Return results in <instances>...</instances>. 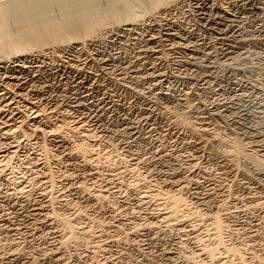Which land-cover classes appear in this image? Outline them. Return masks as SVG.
Returning a JSON list of instances; mask_svg holds the SVG:
<instances>
[{"label":"rangeland","instance_id":"rangeland-1","mask_svg":"<svg viewBox=\"0 0 264 264\" xmlns=\"http://www.w3.org/2000/svg\"><path fill=\"white\" fill-rule=\"evenodd\" d=\"M218 1L221 0H214V2ZM94 3V6H96L98 10H106V8H108V5L110 4V0H94ZM188 4L189 5L186 8V12H188L187 14L184 13V11L179 13L177 11H174L173 13H171L172 16L171 14L170 17L169 15H166V19H171V17H183L184 23L188 24V28L194 31L197 30L196 32L198 33H200L201 31L203 33L205 29L203 28V26H201V21H199L201 19V15H199L198 12L194 11L191 3ZM52 14L55 16V18L60 17L56 9L53 10ZM12 23L8 22L9 25L11 24L10 28L7 24L8 31L10 32H14L15 30V25H12ZM164 25L165 24H163V26H160L161 28L155 26L146 28L145 26H143L144 29L143 27H140L138 30H136V32L138 31L137 33H135L136 36H122L121 38H118V40L117 37L116 39L114 37H110L111 39L109 38L105 42H94V44L85 45L88 48H86L85 46L83 47V45H70L71 47H69L71 49L67 47V49H65V55H63V58L60 59L59 57L52 59V55H48L50 49L47 50L48 54L40 57L36 56L37 52L28 53L27 55H23L21 57L23 58V61L25 60V64L30 67L28 68L29 70H25V72L20 71L19 74L5 80V82H11V84H13L14 86L13 89L15 88L16 90L14 89V92H10L7 95L4 92L5 101L3 100L4 102L0 103V121L3 120V118H6V116L8 117L11 115L12 117L19 118L21 117V115H24L25 117H29V119L32 120V123L36 125V127L48 130L51 124L61 125L60 121L63 120H67V122L63 124L62 128L67 125L69 127H73V121H75V123H79L81 120H85V118L87 117L92 118L95 113H99L97 118L95 117L96 120L92 119L89 124L84 122V124L88 125V128L86 127V129L91 130V133L95 134L98 137V140L96 139V137L93 139L94 141L91 144V147L93 146L92 149L98 150L99 152H101V155H104L101 156V164L94 170L95 176L93 180L88 178V176L84 174V171L82 169L81 171L77 166H75L76 163L73 159L62 161V163H59L55 160L49 161L47 164L48 167L42 171L40 166L42 165L44 158L40 147L36 145V141L39 138H42L40 135V137L38 136L40 131H38V133H33L31 129L22 128L15 134V136L11 137V135L7 133V126H4L0 122V166L2 167L0 169H4L3 175L0 177V207L2 206L4 208L3 209L1 207L0 209V225H2L4 222L7 224H13V226L18 225L20 227L18 232L20 234L18 232H14L15 243L18 246L21 243L20 248L24 247V253H26V256H29V258H32L31 254L33 255V257L37 256L35 259H33L39 264H49L50 262V264H59V262H57L56 260H50V258H47L46 260V258L44 257L43 259L41 258L42 256H40V254L42 252L46 251L45 253L50 255L52 254L51 250H53L54 252H59V254L63 255V260H66L62 261L63 264H196L198 261L201 262H198L199 264H208V261H206L204 258L196 259L195 262L193 261V259H191V257L193 256V254H195V252H198L197 250L199 248V244L194 238L195 234H199L198 236H201L202 238L206 237L207 235V237L203 239L206 244L208 241H210L208 242V244H211V242L214 243V241L210 239L208 235V233H210L208 232V230L210 229L208 227L210 222L202 224H191L196 227L195 229L197 231L192 229L191 226L187 225V229L182 228L181 226V228H177L179 231L175 228L171 233L159 232L160 235L157 233L159 237L157 235L153 237L151 236L152 238L148 237V235L144 231H142V233L139 234L138 237H134L132 235V232H134L136 228L141 229L142 227H145V224L148 223L147 220L151 216L152 212H156L157 208H155V206L158 202L157 200H153L150 197L151 195H153L152 192L154 191V189L156 190L157 188H159L171 194L174 192V190H176L175 186L178 183L187 184V188H185V190H187H184L182 193V197L185 198L184 200H189L188 203H190V205L193 203V205L191 206L197 207L196 209L201 210V212H203L204 214L210 215L211 213L215 212V205L217 204V202H224L223 204L226 206L229 203L227 208L230 210L231 215L228 217L229 220L227 218L226 220L229 221V224L232 223L230 224L232 227L230 226L231 232L229 231L228 233L225 232L223 234L225 243H232V245H237L238 241H244V243H248L249 241L248 245H250H246L248 249L247 253L250 252L249 254H247V257H250V255L252 256L254 253L260 258L264 257V208L258 211L259 214L257 213V211L255 212V210L245 211V214L243 212H240V209H243V207L245 206V197L249 193L246 188L247 181L248 186L250 187L251 185L249 189L252 192L259 193L261 191L264 195V172H262L264 171V164L260 162V160L264 161V159L261 157V159H258L257 161L254 160V162L256 161V164L257 162L258 164L260 163L259 166L258 164L256 166L255 163L252 162L253 159H251L250 161V157H248L251 154L252 149L258 146V141L260 140L262 135L264 137V113L262 114V111L264 110V47L263 49H253V47H251L252 52L250 55H248L249 58H247L246 60H240V62L238 63H231L234 67L228 60H225L221 57L220 59L219 57H215L213 59V62L211 61L208 63L207 61H204L202 59H196V61H192V58H190L192 57L191 51H189V49H184V47L181 46L183 42L182 40L179 41L178 39H171V37L164 36L167 32ZM153 28L155 31L153 30ZM173 29L180 30L179 28ZM142 31H145L146 33H143ZM149 32L151 34H155L157 41L155 44L148 46L149 49L146 48L147 45L143 41L133 42V39L139 38L141 34L142 36L140 38H145L151 35ZM166 40L170 41L167 42ZM175 40L177 41L175 42ZM184 40L187 43L188 37H184ZM155 45L156 47H160L152 49ZM161 47L165 50H163ZM156 56L158 57L156 58ZM108 59V65H111V68L108 65V67H105V62H102ZM139 59L141 60V62L138 61ZM181 60H183L184 62ZM197 61H199L201 67L199 66V63ZM214 61L220 62H216V64ZM190 62L192 63V65L189 64ZM112 65H115V67ZM77 67L79 69H76ZM124 67H126V69L128 68L127 71ZM108 69L112 72L114 70L115 74L118 73L124 76V80L119 84L118 81L116 83V75L113 76L111 74L112 72ZM153 69L155 72L152 71ZM211 70L213 72H211ZM108 72H110V74ZM157 72L161 73L158 74ZM149 73L152 74L147 75ZM217 74L220 75L215 78L214 75L216 76ZM230 75L232 77H230ZM76 78H83L86 81L84 87L90 86L93 88L91 89L94 99L90 101L95 102L93 107L86 105V107L82 106L79 110L73 107L77 103L76 101L80 100V91L82 90L80 89V91H75L76 95L71 91V87L75 86L74 82ZM204 78L207 80H205ZM213 79H216L217 81L215 80V82ZM244 85H246V87ZM165 92H169L171 95L174 94L173 96L178 99H188L191 110L192 108L193 111L199 110L198 119L191 118L192 120L189 119V121L191 120L190 122H193L196 129L199 130L197 132V142L199 143L200 141L199 147L201 148L198 149L191 145L183 146L180 143V140L175 136V134H173V132H175V129H173V131L172 129L167 130V125H169V122L172 120L175 121L176 119L174 118V114H171L169 112L165 113L163 110L167 102V100L165 99L167 94ZM150 94L153 96H151ZM109 102H111V106H113L112 109L114 108L113 111L111 109L109 110V112H102V109H104L103 105ZM217 103L220 104L219 108L217 107L219 105ZM243 108L249 110L251 109V112H248V116L246 115L247 117L243 115L246 112ZM224 109L225 112H223ZM226 109L229 110L227 112L228 114L226 113ZM253 110L258 112H255L256 114H259V111L261 110L259 115L260 118L257 117V120L255 121L252 116L254 113ZM41 111H44V113L42 114ZM163 112L164 114H162ZM233 113L235 115L237 114V117H235ZM38 114L40 115V117H36ZM44 114H47V116H41ZM230 116L232 117V119ZM89 119H87L86 121H89ZM49 122L51 123L48 127L46 123ZM123 125L125 127H123ZM127 125L130 126H128L129 129H127ZM122 127L125 132H123L124 130L122 129ZM204 128L210 132H212L213 130L219 132V137L221 139L223 138V141L225 139V141L228 142V140L231 139L229 140V142H231L234 139L236 145L239 144L238 148L241 147L242 150H244L242 151L239 148L240 152H246L245 154L241 152L243 154V157L242 155L241 157L240 155L236 157L235 161L240 164L239 169H241L237 174L238 178L236 177V181L233 176L234 174L230 171V168H227L226 162L223 161V158L221 156L222 154L218 150L221 147V144H219V142H216V144L211 143L209 136L202 132ZM80 135H83V133L81 132L79 136ZM100 140L101 142H99ZM195 140L193 139V141ZM207 140H209V142ZM47 143L48 148L50 150L53 149V151L55 150L56 152V146L52 144L50 140H48ZM163 146L165 147V149ZM11 147L17 149L16 152L18 153V155L15 154L13 156L11 167L3 168L4 164L6 163L3 157L7 154V151L10 150ZM114 147H117L119 151L117 152ZM160 147H163L164 150ZM156 149H159V151L157 152L158 154L155 153L157 158L154 155V152L157 151ZM244 156H247L248 158ZM123 157L125 158V161L123 160ZM246 158L249 160H247ZM106 159L110 161H106ZM196 164H198V166ZM13 166L16 167L15 169L18 171L17 173L12 174ZM192 166L195 169L192 168ZM135 167H137L138 169H136ZM128 169H130V171H128ZM49 172L51 174L54 172L53 175L55 176L51 175ZM240 172H242V174ZM185 175L188 179L184 178L186 177ZM23 176L25 177V182L28 181L26 183H30L29 186L31 188L29 187L27 189H30L32 197L31 199L29 198V202L24 203V206L26 207H24L22 213L26 214V212H24L25 208L26 211H29V213L31 209L43 208L44 213L46 211L45 214L49 213L48 215L52 216L54 212L51 208L52 204L55 206L54 208H56V205H63L62 207L66 208L70 206L68 208L67 214L69 216L72 215V218L74 216V221L76 220L77 223L80 220V223H78L79 225L75 224L79 226L78 228L80 237L84 236L86 231H92L94 229L93 234L96 237L93 236L94 238L92 239V237H89L88 233H86L85 235H87L90 240L94 241L95 248L90 247L88 249L85 247H70L64 249L63 251H60V249L58 248L59 240H57V237L55 236L58 235L57 232L59 231L56 226L54 229V225H52L51 227H47L45 224L42 225L41 223H39V225H41L37 226L39 230L30 226L32 229L31 230L29 229V226L27 227V222L20 223V220L22 219L20 216V212H16L11 208L13 203L11 200V202L7 200L6 196L13 190L12 187L15 188L13 180H22ZM52 176L57 180L52 179L51 181H49ZM6 178H8V180ZM146 178H148V180ZM189 180L192 181L190 182ZM238 181L241 183H239ZM50 182H52L53 185L55 184L54 182H56L55 187L52 185L54 188L50 187ZM79 185H84L86 187H84L82 191L79 190ZM86 190H88L89 192ZM87 193H90V195L94 194V197H97V194L99 196L101 195L100 201L98 202L102 201V203H98L94 199V197L92 198L93 195L90 196ZM41 194H44L45 197L41 196ZM229 194L230 197L228 196ZM106 195L109 198L106 199ZM213 195L215 196L213 197ZM53 200L56 204L53 202ZM50 202L52 203L51 205ZM241 203H244L243 206ZM235 204L239 205L236 206ZM71 206H74L75 208H77V210L74 207L72 209ZM202 206H205L206 208L203 209ZM236 208H238L239 210H237ZM18 209H20V207L17 208V210ZM210 209L212 211H210ZM74 212H77V215L78 213H81L82 218L78 217L79 215L75 216L76 214ZM90 225L93 226V228H91ZM118 227L120 229H118ZM101 228H103V230ZM235 229L237 232L235 231ZM80 230L82 232H85L82 233ZM0 235L3 237L2 238L0 236V239H6L3 234ZM125 235H127L129 238ZM238 236H240L239 238L241 239H238ZM25 238L28 240H26ZM124 240H127V242ZM24 241L28 242H26V244H22ZM49 246L53 249H50ZM37 248L40 251H38ZM27 249L30 250L28 251ZM253 249L254 251H252ZM91 255L94 256L92 257ZM203 259L205 260L204 263H202Z\"/></svg>","mask_w":264,"mask_h":264},{"label":"bare ground","instance_id":"bare-ground-1","mask_svg":"<svg viewBox=\"0 0 264 264\" xmlns=\"http://www.w3.org/2000/svg\"><path fill=\"white\" fill-rule=\"evenodd\" d=\"M188 3H191L192 4L191 6L194 9V11L198 12L199 15H201V17H200L201 19L199 21H201V24H202L201 26H203V28L205 29V31L203 33H202V31L200 33H198V32H196L197 30L194 31V30H191L190 28H188V24H185L184 23L183 17H180V18L179 17L178 18L177 17H174V18L171 17V19L170 18L169 19L168 18L166 19V15H169V17H170V14L173 13L174 11H177L178 13L184 11V13L187 14L188 12H186V8L189 5ZM94 4H95L94 3V0H8V1L0 0V103H3L5 101V94L7 95L10 92H14V89H15V88L13 89L14 86H13V84H11V82H5V80L8 79V78H10V77H13V76L19 74L20 71H24L25 72V70L27 71V70H29L28 68H30L29 66H27L25 64L26 62H24L25 60L23 61V58L21 56L27 55L28 53L37 52L36 56L37 57H40V56H43L45 54H48L47 53V50L50 49V52H49L48 55L51 54L52 55L51 56L52 59H55V58H58V57L60 59V58H63V55H65L64 53L66 52L65 49H67V47H69L70 45H83V47H84L85 45H88V44H94V42L95 43L96 42H105L110 37L111 38L114 37L115 39L117 37V40H118V38H121L122 36H128V37L130 36L131 37V36H134L135 33L138 32V31L136 32V30H138L140 27H143V26H145L146 28L147 27L148 28H151V26L160 27V26H163V24H165L164 26H165V30L167 32L165 33L164 36L171 37V39L172 38L178 39L179 41L182 40L183 41L182 42V45L181 44H179V45H181L182 47H184V49H189V51H191L192 57H190V56L189 57L192 58V61H194V60L196 61V59H202L204 61H207V63H208V62H211V61L213 62V59L215 57H219V59L221 57V58H224L225 60H228L230 62V64L231 63H234V62L238 63V62H240V60H246L247 58H249L248 55H250L251 52H252L251 51L252 50L251 47H253V49H257V48L263 49V47H264V0H221V1H218V2H214V0H110V4L108 5V8H106V10H98L96 8V6H94ZM55 9L59 13V16L60 17H58V18H55V16L52 14L53 13V10H55ZM193 9H192V11H193ZM200 12H201V14H200ZM171 16H172V14H171ZM192 18H194V17H192ZM190 20H192V19H190ZM185 21H187V20H185ZM8 22L9 23H12V25H15L14 26L15 27L14 28L15 30L13 29L14 32L13 31H11V32L8 31V25H9ZM10 25H9V28H10ZM173 28H179L180 30H174ZM195 28H197V27H195ZM143 29H144V27H143ZM153 30H154V28H153ZM157 33H158V31H157ZM141 36H142V34H141ZM140 37L137 38V39H135L133 37L134 38L133 39V42H137V41H141L142 42L143 41L147 45L146 48H148V46H151V45H153V44H155L157 42L156 41L155 34H151V35H149V36H147L145 38H143V37L140 38ZM184 37H188L187 43L184 40ZM168 41H170V40H168ZM176 41L177 40H175V42ZM140 46H141V44H140ZM177 46H178V44H177ZM92 47H94V46H92ZM158 47H160V46H158ZM158 47H156V45H155L153 48L152 47L151 48L152 49H155V48H158ZM171 47H172V45H171ZM86 48H88V47H86ZM144 49H145V47H144ZM162 49L165 50L164 48H162ZM73 51H74V49H73ZM180 51H181V49H180ZM180 51H178V52H180ZM184 52H186V51H184ZM263 53H264V49H263ZM138 56H134V57H138ZM182 56H183V54H182ZM157 57L158 56H156V58ZM182 58H184V57H182ZM103 60H105V59H103ZM217 60H218V58H217ZM108 61H109V59L106 60V61H102V62H105L104 63L105 67L108 65V63H109ZM138 61L141 62L140 59ZM181 61H183V60H181ZM220 61H218V62H220ZM102 62H100V63H102ZM187 62H185V63H187ZM197 62L199 63V61H197ZM128 63H130V62H128ZM149 64H152V63H149ZM189 64L192 65L191 62ZM112 66L115 67V65H112ZM131 66H133V65H131ZM199 66L201 67V64L200 63H199ZM209 66H210V64H209ZM215 66H217V65H215ZM109 67L111 68V65ZM225 67H226V65H225ZM31 68H32V66H31ZM124 68L127 71L128 68L127 69H126V67H124ZM124 68H123V70H124ZM147 68H148V65H147ZM216 68H218V67H216ZM76 69H79V68L77 67ZM154 69L152 70L153 72H155ZM156 70H157V68H156ZM227 70H229V69H227ZM3 71H4V73H3ZM109 71H111V70H109ZM211 72H213V71L211 70ZM230 72H231V69H230ZM108 73L110 74V72H108ZM160 73H158V74H160ZM8 74H10L11 76L8 75ZM111 74L113 76L116 75L115 79H116V83L118 81V84L120 82H122L124 80V78H125L124 76H122V75H120L118 73L115 74V71L114 70H113V72ZM151 74L152 73H149L147 75H151ZM232 74H234V73H232ZM205 75H208V74H205ZM219 75L220 74H217L216 76L214 75V77L217 78ZM230 77H232V76L230 75ZM14 78H16V77H14ZM205 80H207V79H205ZM84 84H86V81L83 78L82 79L81 78H79V79L76 78V80L74 82V85L75 86L74 87L73 86L71 87L72 90L70 89L75 95H76V92L75 91H78V90L80 91V89H82L80 91L81 92L80 93V95H81L80 96V100L79 101H76L77 103L73 106L74 108H76L78 110L82 106H85L86 107V105H89V106L93 107V105L95 103V102H90L91 100L94 99L93 93H92V89L93 88L90 87V86L84 87ZM244 86L246 87V85H244ZM4 92H5V94H4ZM24 93H22V94H24ZM19 94H21V93H19ZM166 94H164V95H166V98L165 99L167 100V102H166V105L163 108V110H164L165 113L166 112H169L171 114H174L175 116L174 115L173 116L176 119L175 121L171 119L172 121H170V122H172V123H170L168 121L169 122V125L166 124L168 126L167 127L168 129L167 130L172 129V131H173V129H175V132H173V134H175V136L180 140V143L183 146L184 145H191V146L196 147L198 149L201 148V147H199L200 141H199V143L197 142L198 141L197 140V136H198V133L197 132L199 130L196 129V127H195V125H194L193 122H190L192 119H198V115H199V112L198 111L199 110H196L195 109L196 111H193V108L191 110V107H190V105L188 103L189 100L186 99V98L178 99L175 96H173L174 94L171 95L169 92L166 93ZM151 96H153V95H151ZM159 97H160V95H159ZM75 98H74V100H75ZM161 99H163V98H161ZM217 104H219V103H217ZM103 106H104L103 107L104 109H102V112H109V110H111L112 107H113V106H111V102L105 103ZM0 107H1V105H0ZM217 107L219 108L220 107V104ZM113 109H112V111H113ZM243 109H245L244 111H246L245 114H243V115H245V116L247 115L248 116V114H249L248 112H251V109L250 110L249 109H246V108H243ZM239 110H236V111H239ZM228 111L229 110H227L226 113ZM260 111H259V114H256L255 112H257V111H254V113L252 115L254 121L257 120V117H259ZM263 111H262V114L264 113ZM41 112H42V114L44 113V111H41ZM164 112L162 114H164ZM223 112H225V109H224ZM223 112H222V114H223ZM242 113H243V111H242ZM233 114H229V115H233ZM98 115H99V113H95V115L92 118L87 117V118H85V120L83 119L79 123H77V122L75 123V121L72 120L73 123H74L73 127H69L67 125L64 128H62L63 124L65 122H67V120H65V121L63 120V121H60L61 125H52L51 124V126H50V128H48V130L47 129L40 128V127H36V125L34 123H32V120H30L29 117H25L24 115H21V117H19V118L12 117L11 115L8 116V117L6 116V118H3V120H1L0 122L4 126H7V128H8L7 133H9V135H11V137L12 136H15V134L17 132H19L22 128L23 129L24 128L31 129L33 131V133L34 132L35 133L36 132L38 133V131H40L39 134H38V136L40 135L42 138H39L36 141V145H38L40 147V150H41L42 155H43V158H44V161L42 162V165L40 166V168H41L42 171L45 170L48 167L47 164H48L49 161L55 160V161H58L59 163L60 162L62 163V161H68V160L73 159L75 161V163H76L75 166H77L78 169H80V170L82 169L84 171V174L87 175L88 178H90L91 180H93L94 179V176H95L94 175V170L99 167V165L101 164V161H102V157L101 156H104V155H101L100 154L101 152H99L98 150H93L92 149L93 146L91 147V144L94 141L93 139L95 137L97 139L98 137L95 134H92L91 133V130L86 129V127L88 128V125L87 124H89L92 119H95V117L97 118ZM41 116L46 117L47 114H44V115H41ZM166 116H167V114H166ZM36 117H40V115L38 114ZM147 117H148V115H147ZM147 117H146V119H147ZM235 117H237V114L235 115ZM87 119H89V121H86ZM98 119H99V117H98ZM189 119H191V120L189 121ZM231 119H232V117H231ZM148 120H149V118H148ZM84 122L87 123V124H84ZM50 123L51 122L46 123L48 127H49ZM133 123H134V121H133ZM128 126L129 125H127V127ZM123 127H125V126L123 125ZM123 127H122V129H123ZM129 127L127 129H129ZM130 131H131V129H130ZM79 132L80 133L82 132L83 135H80L79 136V134H80ZM123 132H125V130ZM202 132L204 134H206L207 136H209L211 143L216 144V142L217 143L219 142V144H221L220 146L222 148L220 147L218 150L222 154L221 156L223 158V161L226 162L227 168L228 169L230 168V171L234 174L233 176H234V179L236 181V179L238 178L237 177V174L241 170V169H239L240 168V164L237 161H235L236 160V157H238L239 155H240V157H241V155L243 157V154H245L246 152L245 153L242 152L244 150H242V148L239 147L242 150L241 152L243 154L240 152V149L238 148V145L239 144L236 145V143L234 142L235 141L234 139L231 142H229V140H231V139H229L228 142H226L225 139L223 141V138L221 139L219 137V134H218L219 132H217L215 130H213L212 132H210V131H208V130H206L204 128V130H202ZM132 133H134V132H132ZM195 138H196V140H195ZM193 139L195 141H193ZM48 140H50V142L56 146V148H57L56 152H55V150L53 151V149L50 150L48 148V146H47V144H48L47 141ZM207 141L209 142V140H207ZM99 142H101V140ZM201 143H203V142H201ZM163 147H160V148L163 149ZM114 148H115V150L117 152L119 151L117 149V147H114ZM129 149H130V147H129ZM164 149H165V147H164ZM16 151H17V149H15L14 147H11L10 150L7 151V154L3 157L4 160L6 161V163L4 162L5 164L3 163L4 164V167L3 168L11 167L12 160H13L12 159L13 156L15 154L18 155V153ZM158 151H159V149L154 152V155ZM120 157H118V158H120ZM244 157H247V156H244ZM248 157H250V161H251V159H253L252 162H254V160L257 161L258 159H261V157L264 159V137H263V135L260 138V140L258 141V146L256 148L252 149V152H251V154ZM156 158H157V156H156ZM108 159H110V158H108ZM123 160L125 161V158L124 157H123ZM247 160H249V159H247ZM106 161H110V160H107L106 159ZM260 162L264 164V161H261L260 160ZM109 163H111V162H109ZM257 164H258V162H257ZM257 164L255 163L256 166H257ZM259 164H258V166H259ZM263 164H261V165H263ZM1 165H2V163H1ZM196 165L198 166V164H196ZM133 166H132V168H133ZM110 167H112V166H110ZM137 167H135V168L138 169ZM0 168H2V167L0 166ZM15 168L16 167H14V166L12 167V174L18 172ZM192 168H194V167L192 166ZM126 169H127V167H126ZM130 169H128V171H130ZM3 170L0 169V177L3 175V172H4ZM134 171H137V170H134ZM262 172H264V171H262ZM10 173H11V171H10ZM53 173L52 174L50 173V174L53 175ZM136 173H138V172H136ZM226 173H228V172H226ZM240 173L242 174V172H240ZM175 174H177V173H175ZM24 176L22 177V180H17V181L16 180H13V182L15 184V188H13L12 187L13 185H12L11 187H12L13 190L6 196L7 197V200H9V201L11 200L12 203H13L12 206L10 204L11 208L14 211H16V212H20V216L22 218L20 220V223L27 222L26 223L27 224V227L28 226L29 227L31 226L32 228L34 227L36 229H38L37 226H41V225H39V223H41L42 225L45 224L47 227H51L52 225H54V229H55V226H56V228H58L59 231L57 232L58 235H55V236L57 237V240H59V247L58 248L60 249V251H63L64 249L70 248V247H78V248L79 247H83V248L85 247V248H88V249L90 247L95 248L94 241H92V240L89 239V237H92V239L94 238L93 237V236H95L93 234L94 233V231H93L94 229L92 230L93 232L91 230L90 231H86V233H88L89 237H87V235H85L86 233L84 234V236L80 237L79 236L80 232H79V228H78L79 227L78 226L79 225L78 223H80L79 222L80 220L77 223L76 220L74 221V218H75L74 216L72 218L71 217L72 215L69 216L67 214L68 208L70 207L69 205H68L69 206L68 208L62 207L63 205L62 206L61 205L60 206L56 205V208H54L55 206L51 203L52 202V200H51L50 205L52 204L51 205V208L54 211V212L52 211L53 212L52 216L51 215H48L49 213L48 214H45L46 211L44 213L43 208L31 209L30 210V213H29V211H26V208H25L24 212H26V214L25 213H22L24 207H26V206H24V203L25 202L26 203L29 202V198L31 199V197H32L31 196L32 193H31L30 189H27V188L30 187L29 186L30 183H26L28 181L25 182V180H24L25 177ZM53 176H55V175H53ZM53 176L51 177V179L49 181H51L52 179H55V177L53 178ZM177 176H179V175H177ZM177 176H175V177H177ZM258 176H260V175H258ZM138 177H139V175H138ZM184 178H187V176L184 177ZM258 178H260V177H258ZM6 179L8 180V178H6ZM146 179L148 180V178H146ZM55 180H57V179H55ZM9 181H10V179H9ZM9 181H7V182H9ZM189 181H188V183H189ZM255 181H257V180H255ZM52 182H50L51 183V186L50 187L54 188L55 185H56V182H54L55 183L54 185H53ZM147 182H149V181H147ZM179 182H182V181H179ZM83 183H84V181H83ZM239 183H241V182H239ZM246 183H247V187L246 188H247V191H249V193L247 194L246 197L244 196L245 197V204L244 203L243 204L245 206L243 207V209H240V212H243L244 213L245 211H250V210H253L254 211L255 210V212L257 211V213H258L259 210H261V209L264 208V195H263V193L261 191H260L261 193L260 192L259 193L252 192L249 189L251 187V185L249 187L248 186V181ZM185 184L184 183H181V184L178 183L175 186L176 190H174V192L171 193V194L170 193H167V192H165V190L163 191L162 189H159V188H157L156 190L154 189V191H153V188H152L153 195H151L150 197H151V199L157 200V202H158V203H156V206H155V208H157L156 209V212L155 213L152 212V214L150 213L151 216L148 218V220H147L148 223L145 224V227H142L141 229L140 228H138V229L136 228V230L134 232H132V230H131L132 235L134 237H138V235L141 234L142 231H144L148 235V237H151V236L153 237V236L157 235V233L159 234V232L160 233H171L175 228L176 229L179 228V227L181 228V226H182V228H185V229H187L188 226H191L192 229L196 230L195 229L196 227L193 226V225H191V224H194V223L202 224V223L210 222V224L208 226L210 228V229L208 228L209 229L208 232H210V233H208V235H209V238L214 241V243L211 242V244H208V242H210V241H208V242L206 241L207 242V244H206L203 239L206 238L207 235H206V237L202 238L201 236H198L199 234L198 235L195 234V237L194 238L197 240V242L199 244L198 245L199 248L197 250L198 252H195V254H193V256L191 257V259H193V261L196 262V259H202V258H204L206 261H208V264H220V263L221 264H226V263H228V264H250V263H252V264H264V257L263 258L262 257L260 258L254 252H253L254 254L252 256L250 255V257H247V254L250 253V252L247 253L248 252V249H247V246L246 245H248V243H249L248 240H247L248 243H244V241L243 242L242 241H238V244L237 245L236 244L235 245H232V243H230V244L225 243V241H224L225 239H224V235L223 234L225 232L226 233H228L229 231L231 232V230H230V226L231 225L230 224H232V223L229 224V221H228L229 220L228 217L231 215L230 210L227 208V206L229 205V203L226 206V205L223 204L224 202L223 203L222 202H217V204L215 205L216 206L215 212L211 213L210 215L204 214L203 212H201V210H197L196 209L197 207L191 206V205H193V203L190 205V203H188L189 200L186 201V200H184L185 198L182 197L183 191L185 190V188H187V184H186V187H185ZM85 185H86V183H85ZM155 186H157V185H155ZM84 187H86V186L79 185V190H82L83 191ZM52 188H51V190H52ZM149 190H151V189H149ZM86 191H88V190H86ZM98 191H100V190H98ZM90 192H91V190H90ZM92 193H93V191H92ZM195 193H197V192H195ZM87 194L90 195V193H87ZM198 194H194V195H198ZM92 195H90V196H92V198H93L94 197V194H92ZM107 195H106V199L109 198L108 197L109 195L108 196ZM41 196L45 197L44 194H41ZM100 196L97 194V197H94V199L98 202V201H100V198H101ZM183 196H184V194H183ZM214 196L215 195H213V197ZM216 196H217V194H216ZM228 196L230 197V194ZM89 197H88V199H89ZM102 199H105V198H102ZM241 199H243V198H241ZM219 200H222V199H219ZM226 200H224V201H226ZM242 201H240V202H242ZM53 202H54V200H53ZM207 202H206V204H207ZM98 203H102V201L101 202H98ZM202 203H200V204H202ZM215 203H216V201H215ZM243 204H242V206H243ZM238 205H236V206H238ZM1 207H0V209H1ZM19 207H20V209L17 210V208H19ZM73 207H72V209H73ZM208 207H209V205H208ZM204 208H206V207L204 206L203 209ZM75 209L77 210V208H75ZM236 209L239 210L238 208H236ZM210 211H212V210L210 209ZM52 212H50V213H52ZM74 213L76 214L77 212H74ZM233 213H232V215H233ZM260 213H261V211H260ZM78 215L76 214L75 216H78V217H81L82 218V216H81L82 214L81 213H78ZM236 216H237V214H236ZM226 218L228 220H226ZM75 224H78V225H75ZM17 226H13V224H7L5 222L2 225H0V234H3L6 237L5 240L0 239V264H36L37 261H35L34 259L37 256L36 257H33V255L31 254V257L32 258H29V256H26L27 254L24 253V250H23L24 247L20 248L21 247L20 246L21 243H20L19 246L15 243V241H14L15 240L14 239V232H18L19 231V228H20L19 226L18 227ZM31 227L29 229H31ZM24 228H25V226H24ZM91 228H93V226H91ZM91 228H89V229H91ZM41 229H43V228H41ZM101 229L103 230V228H101ZM118 229H120V228L118 227ZM47 230H48V228H47ZM206 230H207V227H206ZM235 231H236V229H235ZM84 232H82V233H84ZM101 233H104V232H101ZM181 233H182V231H181ZM234 234H236V233H234ZM55 236H54V238H55ZM125 236L128 237L127 235H125ZM239 237L240 236H238V239H241ZM31 239H33V238H31ZM26 240H28V239H26ZM124 241L127 242V240H124ZM245 241H246V239H245ZM24 242L22 244H26V242H28V241H26L25 243ZM18 243H19V240H18ZM212 243H213V245H212ZM252 247H253V245H252ZM49 248H50V246H49ZM97 250H95V251H97ZM38 251H40V250L38 249ZM51 251H52L51 252L52 254H50V255H48L47 253H45L46 251L45 252H42L40 254V256H42L41 258L43 259V257H44V258H46V260H47V258H50V260H56L57 262H59V264H63L62 261L65 260V259L63 260V255L62 254H59V252H54L53 250H51ZM252 251H254V249ZM204 259H203L202 263H204V261H205ZM199 263H201V262H199ZM37 264H39V263L37 262ZM78 264H80V263H78Z\"/></svg>","mask_w":264,"mask_h":264}]
</instances>
